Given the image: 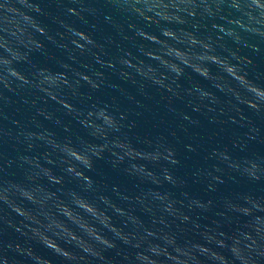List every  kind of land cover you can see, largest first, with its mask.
Masks as SVG:
<instances>
[{"label": "clouds", "instance_id": "1", "mask_svg": "<svg viewBox=\"0 0 264 264\" xmlns=\"http://www.w3.org/2000/svg\"><path fill=\"white\" fill-rule=\"evenodd\" d=\"M0 264H264V0H0Z\"/></svg>", "mask_w": 264, "mask_h": 264}, {"label": "water", "instance_id": "2", "mask_svg": "<svg viewBox=\"0 0 264 264\" xmlns=\"http://www.w3.org/2000/svg\"><path fill=\"white\" fill-rule=\"evenodd\" d=\"M181 171H184V170H181Z\"/></svg>", "mask_w": 264, "mask_h": 264}]
</instances>
